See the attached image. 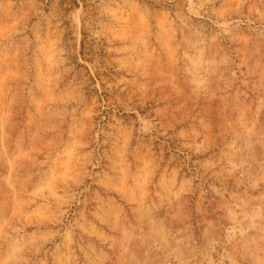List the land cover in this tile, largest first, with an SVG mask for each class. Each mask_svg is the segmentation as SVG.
I'll return each instance as SVG.
<instances>
[{
	"label": "rangeland",
	"instance_id": "1",
	"mask_svg": "<svg viewBox=\"0 0 264 264\" xmlns=\"http://www.w3.org/2000/svg\"><path fill=\"white\" fill-rule=\"evenodd\" d=\"M0 264H264V0H0Z\"/></svg>",
	"mask_w": 264,
	"mask_h": 264
}]
</instances>
